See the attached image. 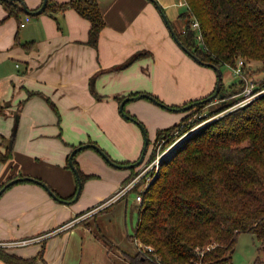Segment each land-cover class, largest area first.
Returning a JSON list of instances; mask_svg holds the SVG:
<instances>
[{"label":"crops","instance_id":"0c3cea01","mask_svg":"<svg viewBox=\"0 0 264 264\" xmlns=\"http://www.w3.org/2000/svg\"><path fill=\"white\" fill-rule=\"evenodd\" d=\"M23 1L34 10L43 0ZM98 1L107 25L97 48L86 44L90 22L74 9L55 16L42 14L28 21L27 16L22 15L21 21L25 24L22 27L15 18H7L8 13L0 4V21L6 19L0 24L1 151H6L16 118L19 119L13 158L6 163L0 161V183L14 176H30L41 179L60 196H71L76 191L77 179L66 165L74 146L91 140L108 155L124 162L134 163L140 157L143 144L140 128L121 115L122 102L118 98L141 92L151 93L168 104L181 101L182 52L161 26L155 16L158 12H153L149 0ZM156 1L170 22L179 18L181 13L173 10L175 6L170 0ZM155 34L163 37L167 46L163 55L166 63H157L162 51L155 49ZM31 41L34 46L30 50L20 45ZM139 49L150 55L118 69L119 64ZM10 63H15L17 70L9 69ZM93 79L96 94L92 91ZM208 82L206 79L205 86ZM31 93L35 95L30 97ZM47 98L55 104L59 114ZM140 100L131 104V100L128 101L126 113L140 116L142 121L145 118L139 114L140 110L142 114L148 111L154 116L164 115L156 108L158 106ZM165 115L174 119L158 130L184 118L179 112ZM77 161L86 175L96 178L86 181L78 201L73 204L58 201L34 182L18 183L2 195L0 242L43 238L28 246L5 250L31 258L37 256L42 248L39 244L44 242L48 264H81L80 250L83 255L84 242L92 234V224H84L79 220L81 217L76 216L117 192L129 176V170L116 172L105 166L104 163H109L98 152L89 149L80 152ZM81 225L87 226L84 227L87 231L79 229ZM100 243L98 245L106 250ZM90 245L98 252L95 243ZM0 264L6 263L0 260Z\"/></svg>","mask_w":264,"mask_h":264},{"label":"trees","instance_id":"16d2710c","mask_svg":"<svg viewBox=\"0 0 264 264\" xmlns=\"http://www.w3.org/2000/svg\"><path fill=\"white\" fill-rule=\"evenodd\" d=\"M21 1L11 4L0 0V4L8 13L7 18H15L20 25L21 16H29L23 11ZM186 2L187 11L179 16L185 26L180 33L174 30L187 51L197 56L203 63L217 67L235 66L239 60H244L246 65L251 61L264 62V0H186ZM154 3L159 5L157 1ZM42 4L31 11L39 10ZM68 9H74L90 22L86 44L97 48L101 33L107 25L99 1L69 0L60 3L49 0L42 14L55 16ZM162 11L165 13L163 8ZM160 13L162 14L161 11ZM5 20H1L0 24ZM194 20L199 22L201 40L198 39V30L193 27ZM20 45L30 50L34 42ZM149 55V52L143 51V54H138L122 68ZM249 70L251 71L250 68ZM248 76H253V71L249 72ZM94 81L95 79L92 81V91L96 94L93 88ZM233 86L235 89H231L229 93L222 85L216 97L221 102L209 114L210 116L207 115L208 117H204L201 112L214 102L215 98L211 101H208V98L213 96L215 90L205 97L183 105H170L169 110L179 112L183 111L182 107L196 103L188 110L194 112L184 117L180 124L158 130L155 142L158 144L165 140L167 145L172 144L200 122L236 105L242 100L238 95L244 89L245 83L240 81ZM258 86L257 90L263 89L264 82ZM142 94L144 93H132L129 98ZM33 95L35 94H29L30 97ZM231 95L237 96L234 101L228 103L226 99ZM147 96L145 97L147 100L152 101L150 96L158 102H163L153 94L147 93ZM125 98L127 97L118 100L121 103ZM46 100L59 114L55 104L49 98ZM2 111L0 108V112ZM128 115L130 116L128 120L142 125L136 116ZM18 121L17 117L6 151L0 150L1 162L6 163L13 158ZM88 143L97 145L91 140ZM81 145L83 144L74 146L73 149ZM84 150L79 151L73 159L80 173L83 188L86 181L96 178L94 175H86L79 166L77 157ZM69 157L66 168L72 170ZM113 161L123 166L133 163ZM133 177L128 176L122 185ZM15 178L18 176L0 183V191ZM38 180L45 183L41 179ZM14 185L8 187L6 191ZM78 188L77 180L75 193L68 197L60 196L51 189L58 201L73 204L78 201L76 200ZM139 194H142L139 219L129 240L138 241L143 247L149 246L153 250L138 249L135 254L124 251L128 264H233L232 254L242 233L254 235L261 242V251L264 254V94L189 135L173 154L163 161L152 182ZM97 207L81 212L76 218ZM210 245L212 248L208 250L207 247ZM0 260L6 264H48L45 259V245H42L37 256L31 258H24L0 248ZM255 264H264V261L259 258Z\"/></svg>","mask_w":264,"mask_h":264},{"label":"rangeland","instance_id":"374dc122","mask_svg":"<svg viewBox=\"0 0 264 264\" xmlns=\"http://www.w3.org/2000/svg\"><path fill=\"white\" fill-rule=\"evenodd\" d=\"M175 8L173 9L175 12H180L184 13L187 11L186 6L179 5V3L184 0H170ZM150 3V8L153 10V12H158V15L155 13V16H157V19H159V22L161 23V26L166 30L167 34H169L170 40H172V43L176 45V48H178L182 52V99L179 103L176 104H171L167 103L165 101L160 102V105L154 103L153 101L147 100L146 98H142L140 101L147 102L148 104H154L158 107L157 109L161 110V112H164V115H153L148 111H144L142 114L141 110L139 114L145 118V120H141L142 118L140 116H137V119L142 121V125L144 126V130H146L147 138L149 140V147L148 151L146 153V158L144 162L138 166L135 167L134 171H130L129 169V176L133 177L128 183L123 185L117 192H115L112 196H110L108 199H106L104 202L100 203V207H97L88 213L84 214L81 216L79 220H82L84 224H92L91 230L92 234L89 236L88 239L85 240L84 242V252L83 255H81V250H80V256H79V263L81 264H128L127 260L125 259L124 256V251L130 252V253H137L138 249L140 248V242L134 241L131 242L129 240V236L133 235L136 229V225L139 219V206L140 203L137 201V195L139 192L142 190H145L147 184L152 182L154 179V173L156 172L155 169H149L147 171V167H151L153 164L152 162L154 159L157 157V150L158 146L161 143V141L157 144L155 142L156 134L160 126L164 125L166 122L172 121L174 117L168 118V115L165 114H176V112H173L169 110L170 105H183L186 102H189L191 100H197L200 99L201 97H205L207 95L206 91L211 93L212 91L216 90L217 87V81H218V74L219 72L216 71V69L210 67V66H205L196 61L190 54H188L183 47H181L178 42L173 38L171 35V31L166 25L165 21H162L163 15L160 13V10L158 6L149 0ZM166 12H169V8L166 9ZM167 15V14H166ZM178 18V17H177ZM174 19L172 22V25L174 26V29L180 33L182 28L185 26L184 21L181 19ZM164 20V19H163ZM164 22V23H163ZM172 36V37H171ZM168 37V36H167ZM155 42L157 46L155 47L157 52H160L157 56V63H166V59H163L164 52L167 48L166 45L163 43V37L160 35L154 36ZM121 49H124L123 46ZM177 49V50H178ZM138 54H143L142 49L136 50L132 55H130L127 60H124L123 63L119 64L118 69L121 67L125 66L129 62H131L135 56ZM11 60V59H10ZM138 61V60H137ZM136 61H133L131 63L134 64ZM17 70L15 68V63H10L9 64V69ZM178 67L176 66L174 68H177L176 72H178L180 76V72L178 71ZM251 71L249 70V68ZM247 73L253 71V76H249L251 79H253L257 84H260L264 82V62L261 61H251L248 62L246 65ZM220 73L222 75V84L224 85V88L228 90V92L234 88V84L238 83V78L234 75L233 70L230 66L228 65H222L219 67ZM181 77V76H180ZM206 79L209 80L207 86H205V81ZM205 86V87H204ZM166 87V86H165ZM235 89V88H234ZM205 93V94H204ZM230 93V92H229ZM241 93V92H240ZM239 93V94H240ZM151 94V93H150ZM142 95H147V93H144ZM139 95V96H142ZM237 96V95H236ZM234 95L228 96L226 101L228 103L234 101V98L236 97ZM239 97V96H238ZM129 98V97H127ZM125 98V99H127ZM189 100V101H188ZM124 102V101H123ZM135 102L134 100H131L129 104ZM137 102V101H136ZM221 102L220 99H214V102L210 103L204 110H202L201 114L204 115V117L210 116L211 112L215 110V108L219 105ZM121 105V104H120ZM191 105V104H189ZM187 105V106H189ZM164 106V107H163ZM184 106L181 108L187 107ZM120 108V106H119ZM236 105L230 107L229 109H226L225 111L218 113L216 115H213L209 117L208 119L200 122L199 125L195 126L192 130L189 131V133L185 134L181 138H179L176 141L185 140L189 135H191L193 132L197 131L198 129L202 128L204 125L219 119L220 117L228 114L229 112L235 110ZM194 111H179L182 116L186 117L189 116L193 113ZM128 114V113H126ZM122 115V114H121ZM208 115V116H207ZM123 116V115H122ZM135 116V115H134ZM143 118V119H144ZM138 120V121H139ZM183 120V118H182ZM182 120H178L176 123L169 124L168 126H164L162 128H168L177 124H180ZM139 121V122H140ZM191 123V121H190ZM136 124V123H135ZM140 128V132L142 135V142L140 149L142 155L144 146H145V134L143 129L136 124ZM161 128V129H162ZM100 145H103L102 142H100ZM172 144L167 145L166 147L164 146L165 152L168 151ZM88 144V143H87ZM103 147V146H102ZM108 151L109 148H107ZM90 152H94L92 149H89ZM97 152V151H96ZM164 152V153H165ZM111 153V151H110ZM173 152L171 153V155ZM113 160L117 162H124L123 160H119V158H116L109 154ZM170 155V156H171ZM114 157V158H113ZM139 157V158H140ZM121 159V158H120ZM104 162V161H103ZM105 166H108L109 168L115 170L118 173H126V169H118L113 167L111 164L104 163ZM95 167V165H93ZM147 171V172H146ZM72 174L73 171L70 170ZM144 173V175L140 178V183L138 184V187L134 190H131L125 195H121L123 189L126 188L135 178H138ZM146 174V175H145ZM105 177H108V174L104 175ZM138 189V191H137ZM104 212V213H103ZM95 215V216H94ZM87 226L81 225L78 228L82 229L83 231H87L85 228ZM101 241V245H103L106 250L100 247L97 243V240ZM90 243H95L96 248L98 249V252L95 251V248L91 249ZM108 243V245L106 244ZM44 242H42L39 245H43ZM140 245V246H139ZM30 247V246H29ZM32 247H36V245H32ZM212 246H208L207 249H211ZM233 264H255L256 260L259 258L264 261V254L261 251V242L252 234L250 233H242L238 237V241L235 247V250L233 252Z\"/></svg>","mask_w":264,"mask_h":264},{"label":"water","instance_id":"95a60500","mask_svg":"<svg viewBox=\"0 0 264 264\" xmlns=\"http://www.w3.org/2000/svg\"><path fill=\"white\" fill-rule=\"evenodd\" d=\"M4 1H7L11 4H16L17 1H21V0H4ZM48 1L49 0H44L43 1V4L41 6V8L37 11H31L28 9V6L26 5V3L24 1H21V7L23 9V11L29 15V16H38V15H41L44 10L46 9L47 5H48ZM152 2H156V0H151ZM158 8L159 10L162 12V15H163V18H164V21L166 23V25L168 26V28L170 29L171 33H172V36L173 38L176 40V42H178V44L183 47V49L188 53L190 54V56H192L196 61H198L199 63H201L202 65H205V66H210L214 69H216L217 72H219L218 74V81H217V87H216V90H215V93L213 94V96H211L210 98H208V101H211L212 99L216 98L221 89H222V75L220 73V70H219V67L217 66H214V65H211V64H206V63H203L197 56L193 55L191 52L187 51L186 48L182 45V42L178 39L177 35H176V32L172 26V23L170 22V20L168 19L167 15L165 13H163L162 11V7L160 5H158ZM145 97H148L147 95H142V96H137V97H132V98H127L124 100V102L121 103L120 105V112L121 114L123 115L124 118L126 119H130V116L128 114H126L125 112V105L126 103L129 101V100H137V99H142V98H145ZM149 98L154 102L156 103L157 105L159 104L160 105V102H158L155 98L153 97H150ZM196 103L194 104H191L185 108H183V111H187V110H190L193 106H195ZM164 107V106H163ZM140 127L143 129L144 131V134H145V137H146V140H145V146H144V149H143V152H142V155L141 157L139 158L138 161L130 164V165H120L118 163H115L112 158L98 145L96 144H84V145H81L79 147H77L76 149H74L69 157V164L70 166L72 167V170L74 171L75 175H76V178L79 182V188H78V191H77V195H76V200L79 199L80 195H81V192H82V189H83V182L80 178V173L77 169V167L74 165V157L75 155L81 151V150H84V149H88V148H93L95 149L109 164H111L112 166L118 168V169H131V168H135V167H138L140 166L145 158H146V153L148 151V147H149V140L147 138V134H146V130H144V126L143 125H140ZM184 141V140H183ZM24 181H29V182H34L36 184H39L41 186H43L49 193L50 195L57 199V196L56 194L53 192V190L46 184V183H43L41 182L40 180L34 178V177H30V176H25V177H18V178H15L13 179L12 181H10L1 191H0V196L6 191V189L14 184H17V183H20V182H24Z\"/></svg>","mask_w":264,"mask_h":264},{"label":"built area","instance_id":"2783aa9c","mask_svg":"<svg viewBox=\"0 0 264 264\" xmlns=\"http://www.w3.org/2000/svg\"><path fill=\"white\" fill-rule=\"evenodd\" d=\"M179 5L188 7L186 0H184V2L181 1L179 3ZM30 18H31L30 16H27V21L30 20ZM24 25H25L24 23L21 24L22 27H24ZM193 27L198 30V39L201 40L202 34L200 33L199 22L194 20ZM230 67L232 68L234 75L238 78V80H239L238 82L243 81L245 83L244 89L238 95L239 97H242V100H240L236 104V107L239 108V107L245 106L248 103H250L251 101H253L254 99H256L257 97H259L260 95L264 94V88L257 90L259 87L258 84L248 76L247 69H246V63L244 60H239L235 66H230ZM165 142H166L165 140L161 141V143L158 146L157 157L152 162L153 164L151 165V167H149L150 165L147 167V171L149 169H155L156 172L154 173V176H156L157 173L159 172V169H160L163 161L170 157L171 153L179 146V144L182 143V140H180L179 142L175 141L173 143V145L170 146V148L168 149L167 152L163 151L164 146H165ZM143 175H144V173L141 176H139L138 178H135L126 188L123 189L122 193H120V194L125 195L128 192H130L131 190H134L136 188V186H138V184L140 183V178ZM149 184H147V186ZM147 186H146V188H147ZM137 201L139 203L142 202V194L137 195ZM98 207H100V206H98ZM41 240H43L42 237L34 238V239L5 241V242H0V248L11 249V248L24 247V246H28L32 243H35V242L41 241ZM139 249L149 250V251L153 250L152 247H149V246L143 247V245H141Z\"/></svg>","mask_w":264,"mask_h":264},{"label":"flooded vegetation","instance_id":"af4514ba","mask_svg":"<svg viewBox=\"0 0 264 264\" xmlns=\"http://www.w3.org/2000/svg\"><path fill=\"white\" fill-rule=\"evenodd\" d=\"M166 144V143H165Z\"/></svg>","mask_w":264,"mask_h":264}]
</instances>
